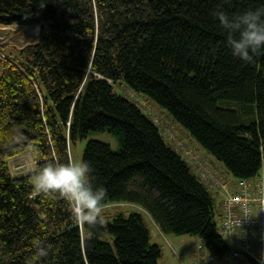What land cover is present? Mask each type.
Masks as SVG:
<instances>
[{"label":"trees","instance_id":"1","mask_svg":"<svg viewBox=\"0 0 264 264\" xmlns=\"http://www.w3.org/2000/svg\"><path fill=\"white\" fill-rule=\"evenodd\" d=\"M260 6L264 0H0V17L40 23L37 42L0 49V264H158L148 221L224 253L217 197L162 127L114 87L167 113L175 137L196 142L234 179H253L264 143V55L233 57L212 13ZM92 132L113 134L120 146L90 140L84 148L91 184L107 192L89 226L77 224L58 194L34 193L29 178L71 161ZM24 154L34 167L14 175L10 161ZM122 206L135 210L116 211ZM36 239L50 246L48 257L34 259Z\"/></svg>","mask_w":264,"mask_h":264},{"label":"built area","instance_id":"2","mask_svg":"<svg viewBox=\"0 0 264 264\" xmlns=\"http://www.w3.org/2000/svg\"><path fill=\"white\" fill-rule=\"evenodd\" d=\"M145 111L149 113L150 108L147 106ZM150 119L162 127L164 138L175 143L183 160L217 197L220 205L217 234L228 249L218 254L200 245L195 255L183 264H252L250 258L256 264H264V143L260 147L261 166L258 174L251 180L234 179L212 165L194 145L175 137L173 126H167L161 118L154 120L150 116Z\"/></svg>","mask_w":264,"mask_h":264},{"label":"clouds","instance_id":"3","mask_svg":"<svg viewBox=\"0 0 264 264\" xmlns=\"http://www.w3.org/2000/svg\"><path fill=\"white\" fill-rule=\"evenodd\" d=\"M214 16L231 55L245 63H251L264 55V6L249 8L229 15L224 10H215ZM92 167L86 161L49 163L29 178L34 193L58 194L65 199L77 224L93 226L98 223L101 203L107 192L103 187H94L90 182ZM34 259L46 258L50 246L39 239L32 242ZM29 264H34L30 261Z\"/></svg>","mask_w":264,"mask_h":264},{"label":"rangeland","instance_id":"4","mask_svg":"<svg viewBox=\"0 0 264 264\" xmlns=\"http://www.w3.org/2000/svg\"><path fill=\"white\" fill-rule=\"evenodd\" d=\"M40 31V23L29 18L17 19L15 17H0V49L4 54L15 53L18 49L24 47L26 44L35 43L38 41ZM115 91L132 99L136 104H139L146 114H149L152 119L163 120L164 124L169 123L173 125L168 118L167 113H163L155 105L147 102L145 98L130 92L125 85H116ZM138 99V102L136 101ZM147 106L150 112H146ZM147 115L149 118L150 116ZM185 134V133H183ZM186 135V134H185ZM90 140L100 141L109 144L113 150H117L120 146L117 137L108 132H92L89 133L86 139L78 141L71 151V161H83V151L86 144ZM188 144H193L189 138H183ZM195 146V145H194ZM197 148V146H195ZM198 150V148H197ZM203 152L207 153L202 149ZM202 153V152H201ZM203 154V153H202ZM201 154V155H202ZM206 156L205 154H203ZM206 158V157H205ZM211 163L225 170L222 163L218 162L212 156L207 158ZM35 161L31 155L24 154L16 157L10 161V169L14 175L25 173L34 167ZM216 205L219 208V201L216 200ZM130 211L135 210L134 207L122 206L116 208V211ZM150 243L157 245L160 248L161 256L158 264H182L191 259L198 246L204 245L203 240L198 236L192 235H172L164 234L156 228V226L148 221Z\"/></svg>","mask_w":264,"mask_h":264},{"label":"water","instance_id":"5","mask_svg":"<svg viewBox=\"0 0 264 264\" xmlns=\"http://www.w3.org/2000/svg\"><path fill=\"white\" fill-rule=\"evenodd\" d=\"M262 80L264 82V70L262 72ZM249 260L252 262V264H256V262L254 260H252L251 258Z\"/></svg>","mask_w":264,"mask_h":264},{"label":"crops","instance_id":"6","mask_svg":"<svg viewBox=\"0 0 264 264\" xmlns=\"http://www.w3.org/2000/svg\"><path fill=\"white\" fill-rule=\"evenodd\" d=\"M203 154H205V155H207L208 156V154L207 153H205V152H202ZM214 164V163H213ZM215 165V164H214ZM157 228V227H156ZM159 231V230H158Z\"/></svg>","mask_w":264,"mask_h":264}]
</instances>
